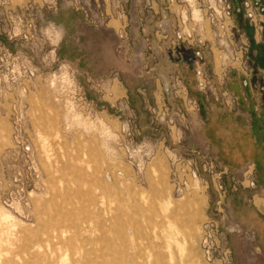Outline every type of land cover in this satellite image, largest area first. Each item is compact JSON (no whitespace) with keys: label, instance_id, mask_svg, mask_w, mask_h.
<instances>
[{"label":"rangeland","instance_id":"rangeland-1","mask_svg":"<svg viewBox=\"0 0 264 264\" xmlns=\"http://www.w3.org/2000/svg\"><path fill=\"white\" fill-rule=\"evenodd\" d=\"M205 9L0 0V264L43 251L55 264L77 252L96 264H264V169L240 122L264 110V83L222 78L228 49L209 23L204 45H173L178 15ZM263 44L250 48L258 66ZM178 78L196 106L176 96Z\"/></svg>","mask_w":264,"mask_h":264},{"label":"built area","instance_id":"built-area-1","mask_svg":"<svg viewBox=\"0 0 264 264\" xmlns=\"http://www.w3.org/2000/svg\"><path fill=\"white\" fill-rule=\"evenodd\" d=\"M204 2L205 11H199L197 15L194 11H186L185 15L182 13L178 15V23L173 31V45H180L181 42H186L191 46L204 45L209 41L206 38V23H209L211 30L215 33L214 45L228 49V54L224 58L226 63H224L222 78L229 80L239 75L245 87H252V79L261 80V83H264V68L253 61L250 52L253 43H264V0H241L238 4L233 3L232 0H204ZM237 15H243L253 27V38L242 30ZM195 59L197 84L204 88L207 81L204 65L207 59L201 49L195 50ZM177 81V85L173 84L176 96L183 98L185 103L188 101L190 106L191 104L196 106L197 102L189 98L187 87L179 84L181 82L179 78ZM260 91L264 93V87ZM222 96L229 108L241 104V98L237 94L231 96L226 90ZM168 109L169 107L164 104V110ZM251 184L254 188L256 187L254 178Z\"/></svg>","mask_w":264,"mask_h":264},{"label":"crops","instance_id":"crops-1","mask_svg":"<svg viewBox=\"0 0 264 264\" xmlns=\"http://www.w3.org/2000/svg\"><path fill=\"white\" fill-rule=\"evenodd\" d=\"M234 79L238 81V80H240V76L237 75L236 77H234ZM242 93H244V92H242ZM256 110H257V108H256ZM263 113L264 112H262L261 114H258V113L255 114L256 117L254 119H252V121H250V122L244 121V120L240 121L241 126L243 128V134L246 137V139H248V143H249L250 147L252 148L253 151H255V153H256V151L257 152L259 151L260 157H261V155H264V138H262L264 136V130H262L264 127L257 124L256 119L261 118V121H262V119L264 120V117L262 118ZM241 196H238V199H237L238 201H235L239 207L244 206V204L240 201V200H242V201L244 200L242 198L244 196H242V197ZM262 213H264V212H262Z\"/></svg>","mask_w":264,"mask_h":264},{"label":"bare ground","instance_id":"bare-ground-1","mask_svg":"<svg viewBox=\"0 0 264 264\" xmlns=\"http://www.w3.org/2000/svg\"><path fill=\"white\" fill-rule=\"evenodd\" d=\"M76 256L77 260L73 264H96L93 252H77ZM55 257L54 253H49L48 251L32 252L25 264H55ZM132 264H136L135 261H132Z\"/></svg>","mask_w":264,"mask_h":264},{"label":"trees","instance_id":"trees-1","mask_svg":"<svg viewBox=\"0 0 264 264\" xmlns=\"http://www.w3.org/2000/svg\"><path fill=\"white\" fill-rule=\"evenodd\" d=\"M257 59H258L259 64L261 65V67L264 68V44L263 45H259V47H258ZM263 117H264V113L262 115V118ZM260 121H261V118L260 119H256L257 124H259L260 126L264 127V120L262 119V121L261 122ZM262 130H264V128ZM262 138H264V136ZM261 160H262V162L260 161L259 164L264 169V155H261Z\"/></svg>","mask_w":264,"mask_h":264}]
</instances>
